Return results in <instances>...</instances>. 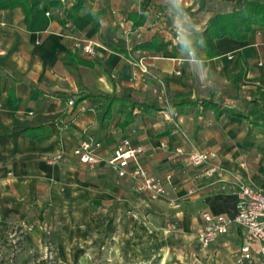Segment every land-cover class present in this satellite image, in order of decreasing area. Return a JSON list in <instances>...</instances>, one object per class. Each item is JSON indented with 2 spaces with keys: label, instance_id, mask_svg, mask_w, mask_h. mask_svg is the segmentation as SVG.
Segmentation results:
<instances>
[{
  "label": "crops",
  "instance_id": "0c3cea01",
  "mask_svg": "<svg viewBox=\"0 0 264 264\" xmlns=\"http://www.w3.org/2000/svg\"><path fill=\"white\" fill-rule=\"evenodd\" d=\"M77 1L83 6L68 19ZM183 6L204 32L216 14L241 10L244 0ZM173 16L170 0H41L28 21L21 8L0 11V248L4 224L8 231L33 226L19 254L27 264L45 258L46 229L57 264H245V227L232 223L205 248L198 234L203 215L213 213L209 198L237 196L239 181L264 189V26L254 25L245 40L216 39L215 55L201 49L215 74L214 82L201 81L180 53ZM154 38L166 47L139 48ZM77 39L93 42L95 54L76 49ZM129 90L165 113L136 109L122 129L118 103L103 128L102 100L82 99L83 91L121 98ZM175 101L183 105L173 108ZM124 137L143 148L138 164L163 180L165 196L151 200L112 169L108 161ZM89 141L101 144L96 165L74 155ZM177 148L211 153L206 166L218 172L205 176ZM251 249L259 255L258 243Z\"/></svg>",
  "mask_w": 264,
  "mask_h": 264
},
{
  "label": "built area",
  "instance_id": "2783aa9c",
  "mask_svg": "<svg viewBox=\"0 0 264 264\" xmlns=\"http://www.w3.org/2000/svg\"><path fill=\"white\" fill-rule=\"evenodd\" d=\"M95 44L85 39H77L75 48L81 50L85 55L92 56L95 54ZM138 65L144 73L149 72L148 65L144 60H140ZM69 105H73L74 101L70 100ZM166 109H164L165 111ZM163 110L160 113H165ZM101 146L98 142H84L74 150V155L81 163L96 165L100 162L96 149ZM141 146L132 145L129 138H122L113 155L108 161L112 169L118 177H129L136 181L137 189L140 192H147L151 200H158L167 194L163 184V180L150 174L145 168L138 164L139 157L143 154ZM177 156H186L188 162L192 166L204 167L203 174L211 177L218 172L215 166H206L212 159L211 153H192L186 154L182 148L175 150ZM57 160L61 156L56 157ZM131 162L136 164L132 170L129 169ZM166 179L171 180V176ZM237 193V208L234 217L226 214L205 213L203 219L205 227L198 234V240L202 247H208L219 236L226 235L229 232V226L236 223L248 229L244 245L241 249L239 261L245 264H264V189L256 188L250 184L239 181ZM179 207V203H175ZM137 218L136 214L132 215ZM258 243V254L252 253V243ZM50 247L48 246L46 250ZM21 250V242L15 237L7 238L0 248V264H16L19 252ZM48 257V255H46ZM50 258V257H49Z\"/></svg>",
  "mask_w": 264,
  "mask_h": 264
},
{
  "label": "trees",
  "instance_id": "16d2710c",
  "mask_svg": "<svg viewBox=\"0 0 264 264\" xmlns=\"http://www.w3.org/2000/svg\"><path fill=\"white\" fill-rule=\"evenodd\" d=\"M41 2V0H0V11L10 10L15 8H21L24 11L26 21L29 20L35 7ZM52 4H57V1H51ZM83 6L82 1H77L72 8L69 9L67 18L73 19L79 9ZM93 19L97 18V14L92 12ZM62 25H66L65 21H60ZM141 20L138 25L142 24ZM95 27H98V23L94 21ZM254 25L264 26V0L262 3H253L250 0H244V6L241 10L233 9L230 13L216 14L208 24L207 29L203 32L206 45L203 49L207 51L209 55H215V40L230 36L238 40H245L248 34L251 32ZM166 47L165 44L160 43L158 38H154L151 42L145 43L139 46L141 49L146 50H162ZM67 57L75 59L72 54ZM80 63L93 66V63L81 58H76ZM85 98L99 97L102 100L101 110L98 115V120L101 127L104 128L106 122L113 116V110L119 103L121 104L120 111L124 114V119L120 123V128L124 129L129 126L135 119V110L139 109L143 112H149L152 110L160 111L159 107L154 105V102L147 100H138L134 98L133 91H127L121 98L111 97L102 93H93L89 91H83ZM0 95H1V78H0ZM185 104H193L188 101ZM183 104H179L175 101L173 108L180 107ZM45 132H37L32 136H40ZM213 214H228L230 217H234L237 208V196H224L217 195L208 199ZM230 207V210H228ZM108 230L112 231V227L109 224ZM9 231L4 227L1 228L2 239L5 242V236Z\"/></svg>",
  "mask_w": 264,
  "mask_h": 264
},
{
  "label": "clouds",
  "instance_id": "9594fccd",
  "mask_svg": "<svg viewBox=\"0 0 264 264\" xmlns=\"http://www.w3.org/2000/svg\"><path fill=\"white\" fill-rule=\"evenodd\" d=\"M183 5L184 0H170V7L174 12L172 23L177 32L176 38L180 46V53L189 65L198 69L201 81H207L211 76L214 82L215 74L209 67L206 54L201 51L206 45L203 28ZM194 34H196L195 39Z\"/></svg>",
  "mask_w": 264,
  "mask_h": 264
},
{
  "label": "rangeland",
  "instance_id": "374dc122",
  "mask_svg": "<svg viewBox=\"0 0 264 264\" xmlns=\"http://www.w3.org/2000/svg\"><path fill=\"white\" fill-rule=\"evenodd\" d=\"M132 218L138 219L139 216L137 218L132 216ZM33 230H34L33 226H28V227L15 226L13 229L9 231L8 234H6L5 241L7 240V238L10 239V237H15L19 239L21 242V250L19 252L20 254L21 251L23 250L22 244L24 243V240L26 239L27 234L33 232ZM151 231L152 233L150 232V236H155V233L157 231L153 229H151ZM44 232L47 234V236L43 239V249H44L45 258L42 260H38V261L36 260L33 263H29V264H57L56 255H55L56 254L55 247L51 243L53 233L52 234L49 233L48 229H46ZM48 246L50 248L46 250ZM46 255H48V257H46ZM173 261H176L175 258L169 260V264H174ZM16 264H27V263L21 262L19 259V255H18V258L16 259ZM90 264H97V263H90Z\"/></svg>",
  "mask_w": 264,
  "mask_h": 264
}]
</instances>
